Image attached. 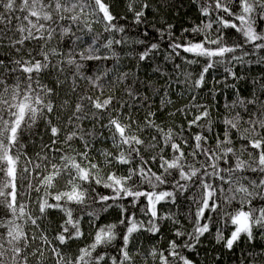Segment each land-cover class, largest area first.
Masks as SVG:
<instances>
[{
    "label": "snow or ice",
    "instance_id": "6c2138e0",
    "mask_svg": "<svg viewBox=\"0 0 264 264\" xmlns=\"http://www.w3.org/2000/svg\"><path fill=\"white\" fill-rule=\"evenodd\" d=\"M192 3L197 6L200 16L205 18L201 24L194 25L191 29H183L181 38L174 36L171 31L172 25H168L167 31V35L172 38L169 47L174 57L168 55L165 57L166 60L179 58L188 65H199L202 60L204 61L195 79L192 78L191 72L186 73L185 82L195 94L191 95L185 107L168 113L171 117H175L177 113L185 116L186 128L181 126L180 132L177 133L171 127L165 129L157 124L154 119L157 113L151 110L147 112L144 125L141 127L131 115L137 105L122 98L117 99L114 88L127 80L130 73L121 71L118 76L111 79L109 74L113 72V68H105L101 74L93 76H85L81 71L84 64L78 62L76 56H79L80 61H107L115 58L117 63L119 62L120 57L114 45L126 43V38L105 37L101 43L103 33L93 31V24H99L105 33L125 32V28L116 22L117 17L111 11L110 3L106 0H0V7L3 8V12H0V24L6 25L0 28V47L5 46L3 41L7 39V47L16 54V58H13L10 52L7 60L0 59V208L6 210L4 215L0 216V228L5 229L0 232V264H31L30 258H35V264H46L49 259L46 248H50V256L55 264H109V260L111 264H135L134 256L140 254L139 248L133 243L135 234L143 231L156 235L160 231L158 221L171 219L159 216L157 205L168 202V198H172L174 203L176 192L156 189L160 185L170 183L173 189L183 194L191 185L181 184L180 181H191L201 190L199 199L193 197V203L197 205L193 231L187 233L189 240L184 241L182 245L172 240L166 251L153 247L144 256L145 264L148 257L154 262L158 261V264H193L180 249L193 250L201 237L210 232L209 223L202 221L215 220L216 217L210 215L213 213L219 216L220 222L224 225L217 228L216 242L222 243L229 251L243 237H246L249 244L257 238L264 241V79L252 81L253 91L249 98L240 95L235 83H224L225 88L235 90L236 99L225 105L229 115L223 118L222 136L220 133L214 134V149L207 146L209 136L206 132L214 131L209 108L199 102V94L208 84L210 70H214L218 65H224L225 73L234 81H239L244 77L237 76L233 71V62L250 65L252 61L245 60V57L264 52V30H258V25L264 21V0H192ZM126 7L127 11L132 13L134 23L139 25L144 22L145 11L150 5L147 0H127ZM16 12L22 15H7ZM13 20L20 21L15 26V32L19 33L18 38L8 36V32L12 30L10 26ZM66 20L71 22L68 26L62 23ZM73 25L80 35L72 31ZM214 25L215 31L221 33L215 38L212 34ZM228 28L235 29L242 39L231 45L226 44L222 29ZM57 29L61 41L68 36L73 39L70 46L66 45L69 47L67 57L53 63L46 46L55 37ZM157 31L161 37L165 35L164 31L159 29ZM184 33H191L193 39L184 36ZM197 35L202 38L194 40ZM85 36H89L90 39H85ZM32 41L38 43V48L35 51L29 48L25 52L26 42L30 44ZM41 41L42 44L39 43ZM135 43L145 44V41L137 40ZM159 47L158 43L147 45L138 54L139 61H145ZM101 48L108 49L110 55L100 54ZM238 52L240 54L236 55ZM228 54H232L230 58ZM51 56H61L60 49L52 48ZM256 63L264 64V55L258 56ZM9 64L12 67H9ZM73 66L75 71L65 75ZM173 66L180 68L179 64ZM153 71L160 72V69L157 67ZM53 72L56 73L54 81L56 87L41 82L45 74L50 75ZM60 75H64L63 80L59 78ZM77 77L86 80L95 92L78 95L74 108L64 124L65 128L71 130L67 131L61 140V127L58 123H53L52 116L56 114L57 109L67 111L70 105L68 100L57 105L53 97L69 78L72 82L70 91L76 93ZM106 78H109L108 83H102ZM214 83L221 81L214 80ZM171 86L169 83V88ZM124 90L133 101L138 100L141 105L148 107L149 97L141 96L139 89L126 85ZM106 91L110 94L105 95ZM209 91L213 96L216 95L215 87ZM167 97L168 91H165L161 98L162 108L165 109L172 103ZM233 110H237L234 115L231 114ZM188 116H191V119H187ZM105 117L107 123H101ZM41 119L46 122L52 139L50 144L41 142L40 152L36 153V159L33 160L27 152L21 151L24 147L21 136L24 132L30 131ZM89 119L108 131L109 135L105 139L110 140L117 150L115 154L106 149L97 150L103 157L100 162H93L94 157L91 153L94 141L102 138V134L98 137L95 131L83 129V121ZM202 121L207 123H201ZM133 125H136L135 130ZM193 128L200 131L185 137V131ZM147 129H155L159 135L152 136L151 140L146 142L138 133ZM177 138L180 142H177ZM74 140L81 141L82 151L72 148ZM236 140L241 142L240 155L234 147ZM58 144L67 146L74 154L65 153L62 148L54 147ZM165 148L173 153L171 158H165L163 155ZM185 148L192 150L186 153ZM150 151L156 152L152 160L159 159V167L163 170L160 174L147 166L148 161L144 159L143 153ZM56 153H60L59 157L55 155ZM244 153L248 157L246 160L241 159ZM199 155L206 157L205 161L200 162L199 168L186 163L188 157L195 160ZM230 157H235L234 165ZM22 158L24 166L21 168ZM57 159L59 163L56 162ZM134 160L138 161V165H133ZM221 161L227 167H221ZM101 165L129 167L126 169V175L109 172L105 176L101 174L103 171ZM172 170L178 172L179 180L175 179ZM243 172H252L257 178L236 175ZM168 176H173V180L169 181ZM135 177L139 178V182L134 179ZM61 179L65 181V190L53 194L51 190ZM22 180L28 181L29 191L42 193L36 200L39 215H34L28 210L27 204L18 200L22 193L17 182ZM93 181L112 192L111 195L98 194V201L105 205L103 211L118 208L121 218L119 224L96 226L98 213L87 211L86 215L91 218L89 223L96 227L92 242L79 248L77 255L68 256L62 250V246L84 236L81 229L83 217H74L73 209L69 205L87 208L88 193L95 191L91 186ZM216 181L219 183H215ZM242 181H247V184ZM85 184L89 187L84 188ZM145 184L151 190H142V185ZM127 198H131L132 209H136L141 203V198H144L146 203L140 207V211L149 217L146 222L137 220L135 211L129 213L128 206L118 203ZM50 199L55 203H50ZM256 200L260 203L255 204ZM108 201L112 203L109 204ZM234 203L238 206L232 207L229 211L228 208ZM49 209L59 210L66 217L51 239L47 235L48 229L42 226V221L48 217ZM9 215L11 218H8ZM18 220L30 222L38 234L29 237L23 225L17 223ZM229 223L230 235L225 236V229ZM120 226L123 227L120 234L123 242L118 249V255L108 257L106 251H98L106 250L117 240L116 229ZM174 234L177 238L185 235L179 229ZM130 244L133 245L132 248ZM250 255L253 257L251 264H256L255 257L264 255V250Z\"/></svg>",
    "mask_w": 264,
    "mask_h": 264
},
{
    "label": "trees",
    "instance_id": "16d2710c",
    "mask_svg": "<svg viewBox=\"0 0 264 264\" xmlns=\"http://www.w3.org/2000/svg\"><path fill=\"white\" fill-rule=\"evenodd\" d=\"M106 2L110 3L111 11L117 17V23L125 28L124 33H105L102 25L93 24L94 33H103L101 38V43L104 42L105 37H115L116 39L126 38L127 42L121 45H114L115 51L119 55V62L115 58L109 59L107 61H80L79 56H76L78 62L84 64V68L81 71L85 76H93L95 74H101L105 68H113V72L109 74V78L114 79L119 73L128 72L130 73L127 80L123 83L119 84L114 88V93L117 99H123L125 101H129L130 103H134L137 105V108L131 112L132 118L137 120L141 127L144 125V120L146 114L149 110L152 112H156L157 116L154 117L156 123L161 125V127L167 129L169 127L173 128V130L177 133L180 132L181 126L186 128V119L185 116L181 113H177L175 117H171L168 115L169 112H175L178 108H183L188 104L191 95L193 93L189 84L185 82L186 73L191 72L192 78L195 79L201 71L202 64L204 61H201L199 65H188L184 63L183 60L179 58H174L173 60H166L165 57L168 55H172L174 57V53H172V49L169 47V42L172 39L167 35L168 25H172L171 29L172 33L176 38H181V33L183 29L188 28L191 29L194 25L201 24V21L205 18L201 17L199 11L197 10V6L192 3V0H147L150 7L145 11L144 22L137 25L134 23L132 13L127 11V0H106ZM137 8H139V4H137ZM0 12H3V8L0 7ZM223 15V13H221ZM7 15H22V13H8ZM121 17H125L121 19ZM231 19V17H228ZM20 21L13 20L11 31L8 32L9 37L18 38L19 33L15 32V26L19 24ZM65 26H68L70 21L62 22ZM237 23H239L237 21ZM6 25L0 24V28H4ZM83 27V25H81ZM162 30L165 32V35L161 37L160 33L157 30ZM258 30H264V21L260 22L258 25ZM72 31L77 35L81 33L77 31L76 26H72ZM145 32H147V36H145ZM213 37L221 33H217L215 31V25L212 30ZM222 34L225 36L226 44H233L238 39H242L240 34L236 33L235 29H222ZM184 36H187L189 39H193V35L191 33H184ZM201 36H195L194 40L201 39ZM73 37L68 36L65 37L63 41H61V37L59 34V29H57V33L55 37L48 42L46 46V50L50 52V58L55 63L57 60L65 59L67 57V53L69 51L70 41ZM85 39H90L89 36H85ZM137 40H144L145 44L135 43ZM8 40L5 39L3 44L5 46L0 47V59L7 60L9 58V54L11 52L13 58H16V54L14 50H10L7 47ZM43 43V41L39 42ZM151 43H158L160 45L159 49L152 53L149 58L145 61H139V53L144 50L147 45ZM59 48L61 51V56L55 57L51 56L52 48ZM251 46H249L250 48ZM31 48L34 51L38 48V43L36 41H32L30 44L26 42L25 52ZM80 49L78 48L77 51ZM100 54H109L108 49L101 48ZM240 53H236L239 55ZM182 55H185L182 53ZM232 54H228L229 58ZM264 55V52L257 53L255 56L245 57V60H250L252 63L241 65L239 63L233 62V71L237 74V76H243L244 79L239 81H234L230 76L227 75L224 71V65H218L214 70H210V76L207 77L208 84L207 86L201 90L199 94V102L205 104L209 108L210 118L213 122L212 133L206 132V135L209 136V144L207 146H211L213 149L215 148V133H220L222 136L224 125L222 123L223 118L229 115V110L225 108L226 104H231L233 100L236 99L235 90L232 88H225L224 83L233 84L235 83L240 91V95L249 98L252 95L253 91V80H262L264 79V64L256 63L257 57ZM42 59V57H37ZM191 58V57H189ZM179 64L180 68L177 69L173 65ZM99 65V67H97ZM9 67H12L9 64ZM159 68L160 72H154L153 69ZM75 71V67H71L68 69V72L65 75H69L70 73ZM56 78V73L45 74L42 79V83L48 84L49 86L56 87L54 81ZM61 80L64 79V75H60ZM106 78L102 83L107 84L108 79ZM221 81V83H214V80ZM77 79V92L72 93L71 89V78H69L64 85L61 86V89H58V94L53 97L54 102L59 105L64 100L69 101V109L67 111H61L57 109L56 114L52 116L53 123H58L61 127V135L60 139L63 140L64 134L67 131H70V128H65L64 124L67 121V116L70 115L71 110L74 108L76 99L80 94H93L95 90L91 89L88 82L84 79ZM138 81V83H137ZM169 83L172 84L171 88H169ZM131 85L134 88L139 89V93L141 96H148V107H145L139 103V101H133L125 92V86ZM151 85V87H149ZM212 87L216 88V95L209 91ZM157 90H159L157 92ZM168 91L167 99L172 101L171 104L167 106V108H162L161 98L164 96V92ZM183 93V95H182ZM110 94L108 91L105 92V95ZM238 110V109H237ZM233 110L231 114H235ZM195 112V109L192 110ZM247 117H245L246 119ZM187 119H191V116H188ZM101 123H107V117H105L104 121ZM201 123H207V121H202ZM95 124V128L93 125ZM82 127L85 131H95L98 138L94 141V147L91 155L94 157L93 162H100L103 160V157L99 155L97 150L106 149L108 151L116 153V149L113 147L110 140L105 139L109 133L107 130L100 127L94 120H85L82 123ZM243 127H247V125H243ZM133 129H136V125H133ZM200 129L193 128L191 130H186L184 136L187 137L190 133L198 132ZM141 137L147 142L151 140L152 136H158L159 134L155 131V129H147L144 132L138 133ZM51 134L50 130L46 127V122L41 119L37 122L30 131H26L21 136V141L24 147L21 151L27 152L33 160L36 159V153L40 152L41 142L51 143ZM89 139H91L89 137ZM177 142L179 138H177ZM240 141L236 140L234 147L237 149V154L239 153ZM162 146V144L160 145ZM54 147L62 148L65 153L74 154L71 152V149L67 148V146L58 144ZM72 148L82 151L83 144L79 140L72 141ZM185 152H190L191 148H185ZM158 151V149H157ZM51 155V154H49ZM59 157L60 153L55 154ZM156 155L155 151L144 152V159L148 161V167H151L153 172L160 174L163 170L159 167V159L157 161L152 160V156ZM165 158H171L173 153L170 149L165 148L163 152ZM233 165L235 164V157H230ZM241 159H248L247 154L244 153L241 155ZM206 160V157L203 155H199L195 160L192 157H188L186 163L194 164L196 167H200V162ZM59 163V160L56 161ZM133 165H138V161L134 160ZM221 167H227L223 161L220 162ZM24 166V160L21 159L20 167ZM103 171L102 175H107L109 172H115L117 175H126V169L129 167L128 165H112L109 167H104L101 165ZM211 170V169H209ZM173 171V176L176 180H179V174L175 170ZM239 176H248L250 178H257L256 174L252 172H243L237 173ZM173 176H168L167 179L169 181L173 180ZM137 182H139V178H134ZM212 182V181H209ZM20 192L22 193L18 200L21 203H25L28 205V210L31 211L34 215H39L38 207H37V196L38 194L34 191H29L27 184V180H22L17 182ZM181 184H189L191 187L188 191H184L183 194H180L176 189H173L171 184L160 185L156 191H173L176 192L175 202H172V198H168V202H161L157 205L158 215L171 217V219L159 220V228L160 231L156 235H151L147 232H139L135 234L133 243L136 247L139 248L140 254H135V264H145L144 256L153 248H157L161 251H166L168 248V244L170 241L175 240L177 244H183L184 241L189 240V236L187 233L193 231L194 221H195V212L197 209V205L193 203V197L199 199L201 195V190L198 189L195 185L192 184L191 181H180ZM215 183H219L216 181ZM242 183L247 184V181H242ZM65 181L63 179L58 180L56 187L51 191L55 194L57 191L65 190ZM95 188V191H90L88 193V207L81 209L80 206L75 204H70L69 207L73 209V215L76 218H81V229L84 232V236L80 240L70 241L69 245L62 246V250L68 256H75L79 252V248L85 247L92 242V237L95 234L96 227L89 223L91 219L86 215V212L91 210L95 211L99 215V219L95 221L96 226H104L106 224H119V220L121 218V212L118 208H109L108 211H103L104 204L98 201V194L103 195H111L112 192L110 189L104 188L102 185H96L95 182H92L91 185ZM84 188H88L89 185L85 184ZM227 187V186H225ZM142 190H151L148 186L142 185ZM259 191V190H256ZM131 198H127L125 200L119 201L123 205L128 206L129 213L135 211L136 219L147 221L149 219L148 216L143 215L140 211V207L146 203L144 198H141V203L138 204L136 209H132L130 206ZM50 203H55L54 200L50 199ZM107 203L111 204L112 201H108ZM221 203H223L221 201ZM255 204H259L260 201H254ZM238 204L234 203L231 207L228 208L230 211L232 207H236ZM227 207V206H226ZM6 212L5 209L0 208V216H3ZM208 215V213H206ZM216 217L213 221H202L207 222L210 225V232L205 233L204 236L201 237L200 242L196 245V247L189 251L187 248H181L180 251L183 255H185L188 259L192 260L193 264H251L253 257L250 253H260L264 250V241H261L257 238L253 241L252 244L246 242V237H243L241 241L234 245L233 249L229 251L227 248L223 246V244H218L216 242L215 236L217 228L224 227L223 223L220 222L219 216L217 214H210ZM8 218H11L10 215ZM66 217L59 210L49 209L47 219L42 221V226L48 229L47 235L49 239H51L56 232L59 230V225L63 222ZM175 221V222H174ZM17 223H21L24 227L25 232L29 237H32L34 234H38L37 230L31 225L30 222L25 223L24 220H18ZM184 232L185 235L177 238L175 236L176 230ZM5 231V229L0 228V232ZM123 231V227L120 226L116 229L117 232V240L112 243V245L108 246L106 250L98 249V251H106L107 256L111 257L114 255H118V249L122 245L121 233ZM231 225L225 229V236L230 235ZM38 243V241H37ZM133 245L130 244V248ZM47 253H49V259L46 261V264H55V261L50 256V248H46ZM31 264H35V258H30ZM256 264H264V255H257L255 257ZM109 264H111L109 260ZM147 264H158V261L154 262L151 257H148Z\"/></svg>",
    "mask_w": 264,
    "mask_h": 264
}]
</instances>
